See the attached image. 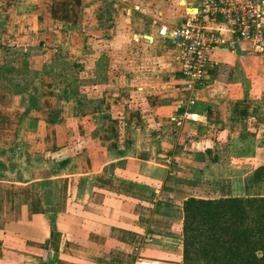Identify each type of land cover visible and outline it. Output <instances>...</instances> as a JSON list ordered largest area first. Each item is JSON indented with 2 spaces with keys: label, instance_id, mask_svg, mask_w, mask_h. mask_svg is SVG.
<instances>
[{
  "label": "crops",
  "instance_id": "0c3cea01",
  "mask_svg": "<svg viewBox=\"0 0 264 264\" xmlns=\"http://www.w3.org/2000/svg\"><path fill=\"white\" fill-rule=\"evenodd\" d=\"M199 1L106 5L99 35L117 48L124 21L129 69L88 24L83 61L103 66L76 89L80 23L0 0V264H181L184 199L264 196V54L213 49L207 84L185 90L169 30ZM17 52L24 73L2 66Z\"/></svg>",
  "mask_w": 264,
  "mask_h": 264
},
{
  "label": "trees",
  "instance_id": "16d2710c",
  "mask_svg": "<svg viewBox=\"0 0 264 264\" xmlns=\"http://www.w3.org/2000/svg\"><path fill=\"white\" fill-rule=\"evenodd\" d=\"M58 4L52 18L75 23L76 10ZM182 213L181 264H264V196H190Z\"/></svg>",
  "mask_w": 264,
  "mask_h": 264
},
{
  "label": "built area",
  "instance_id": "2783aa9c",
  "mask_svg": "<svg viewBox=\"0 0 264 264\" xmlns=\"http://www.w3.org/2000/svg\"><path fill=\"white\" fill-rule=\"evenodd\" d=\"M169 32L184 89L198 91L216 65L213 49L242 42L248 52L264 54V0H200L196 10ZM139 39L142 36H134V41Z\"/></svg>",
  "mask_w": 264,
  "mask_h": 264
},
{
  "label": "rangeland",
  "instance_id": "374dc122",
  "mask_svg": "<svg viewBox=\"0 0 264 264\" xmlns=\"http://www.w3.org/2000/svg\"><path fill=\"white\" fill-rule=\"evenodd\" d=\"M125 1L126 0H124L123 2H121L120 0H95V4H94L95 7H96L95 10H94V13L95 14H92V15L90 14L86 19H84V17L80 13V11H82L81 10V6L83 5L82 4V1H81V4H80V7L78 8V10H76L74 8V1L73 0H44L43 3L50 5V7H52V5H55V6L57 5V7H59V4L58 3L65 2V3H67L68 9H71L70 7H72L73 10H76V12H77L76 22H79L80 25L76 27L77 30L75 32V35H76L75 36V38H76V44L75 45H76V48H77L78 52H74V53H76L75 54L76 55L75 56V59L76 58L79 59V60L82 59V61L76 62V60H75L73 62V64H74L73 65L74 66L73 67L74 68L73 70H74V73H77V76L79 75V73H80V75L82 74V72L85 69V67H87L86 70H90V71L96 72V71H98L100 65H101V67L103 66L102 64H100L99 58H98V61H96V62L95 61H93V62L92 61H90V62L89 61H85V62L83 61L85 59V56H83V53H84L83 52V49L85 47L84 43L86 41V39H85L86 36H84V33H86V30L88 31V24H89V28L91 29L92 33H94V34H91V36L94 37L95 40H97L96 47H95L96 52L99 53V54L100 53H103V54L107 53L108 54V51L110 52V58L112 59V61L107 63V61H108L109 58L103 60L104 62L107 63L106 65L111 64L112 67H114L113 68V71H115L116 68L118 69V71H120V70L127 71L129 69V67L125 66V64H122L121 62H114V59H115L116 55H118V56L120 55L121 57L126 56V52L124 51V48H122V46L120 45L121 42H119L120 40H122L123 35H124V32H123L124 31V28H125L124 27V24H123L124 21L121 20L122 23L121 22H116V23L115 22H112L111 23V26L112 25H115V24H118V30H119V32L117 33V36L119 35V33L121 31L119 40H116V41H118V43H116V45L119 44L118 46H116L117 48H114V46L112 47L111 46V43H109L110 40H114L115 41V38L114 39H108V38L106 39V35L107 34H104L105 37H101L99 35L100 32H98V29H99L98 28L99 27L98 25L99 24L101 25V21L100 20L103 18L102 12L104 10H102V9L103 8L105 9V6L106 5L112 6V3L113 4L116 3L117 6H120V9H121V12H122V15H123V12L125 10L123 8L126 7V5L124 3ZM127 3L130 4V1H128ZM84 5H85V0H84ZM40 8L42 9V11H44L45 6L44 5H40ZM69 11H71V10H69ZM83 22H86L87 23L84 26L85 29H82V27H81V25H83ZM107 33H109V32H107ZM0 34L4 38H7L8 37V36H6L3 33H0ZM1 35H0V37H1ZM99 39H102V40L101 41H98ZM9 51L10 50H8L7 55L8 54L10 55L11 52L9 53ZM99 54H97V55H99ZM11 55L12 56L10 58H8L10 61H8V63L6 65H2V66L4 68H7V67H12V66L13 67H16L15 65H17L18 67H16V68L20 72L21 71L20 70L21 69L20 68V66H21L20 63L22 61H24L25 59L22 57V54H20V52H17L16 54L15 53H12ZM257 55H259V54H257ZM16 58H18V62H15ZM94 62H95V66L93 67ZM91 64H92V66H91ZM71 68H72V66H71ZM20 73H24V72L21 71ZM74 73H72V74H74ZM77 76H76V78H73L72 77L76 89L79 88V85H83L84 84L83 83V79L84 78H82V76H78V77ZM94 80L95 81H99V80H101V78H95ZM86 81L87 80H85L84 82H86ZM91 81H92V79H91ZM87 82H89V81H87ZM95 95L97 96L98 94L95 93ZM92 99H94V98H92Z\"/></svg>",
  "mask_w": 264,
  "mask_h": 264
},
{
  "label": "water",
  "instance_id": "95a60500",
  "mask_svg": "<svg viewBox=\"0 0 264 264\" xmlns=\"http://www.w3.org/2000/svg\"><path fill=\"white\" fill-rule=\"evenodd\" d=\"M144 37L146 38V37H147V35H144ZM238 53L245 54V52H244V51H238Z\"/></svg>",
  "mask_w": 264,
  "mask_h": 264
}]
</instances>
